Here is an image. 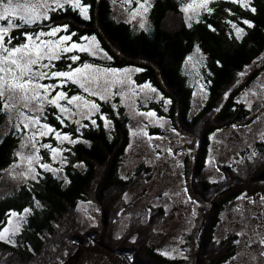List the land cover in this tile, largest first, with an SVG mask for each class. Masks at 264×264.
Returning a JSON list of instances; mask_svg holds the SVG:
<instances>
[{"label": "trees", "instance_id": "16d2710c", "mask_svg": "<svg viewBox=\"0 0 264 264\" xmlns=\"http://www.w3.org/2000/svg\"><path fill=\"white\" fill-rule=\"evenodd\" d=\"M183 1L153 0L150 30H135L129 22L116 20L113 0H84L90 5L88 20L69 8L52 14L45 25H68L70 31L77 32V37L94 36L111 57L109 66L140 69V82L148 81L171 100L169 117L178 130L191 138V147H197L195 159L189 157L186 164L190 194L201 206L198 225L184 245L186 255L169 258L156 251L154 227L164 217L162 210L161 216L157 215V219L152 216L146 225L134 223L122 236L115 235L116 222L126 206L124 195L133 184L121 175L130 132L125 109L121 106L115 109L113 104L98 100L101 111L112 122L113 131L109 132L98 121V126L89 124L81 133L72 124L61 126L51 116L54 127L81 138L66 167L67 183L44 173L38 181L23 185L0 201V229L6 227L12 213L38 205L15 245L0 241V264H91L96 257L106 258L110 264H224L235 255L236 238L227 237L219 242L214 231L221 212L238 196L264 193V143L260 144L255 160L246 162L242 171L224 167L222 182L200 178L208 156L209 136L250 115L237 97L264 69L263 63L240 84L241 73L258 66L264 56V0H253L256 13L230 0H216L213 11L192 25L184 17ZM243 20L251 21L255 27L249 28ZM232 24L243 27L245 33L237 37ZM40 27L26 26L24 31H37ZM196 48L207 57L211 75L209 97L204 107L192 115L193 90L182 69ZM85 60L86 57H81L79 62ZM57 63L65 68L70 62L61 59ZM69 88L71 95L80 91L74 85ZM52 112L57 114L55 110ZM4 122L5 115H0V181L15 159L19 142L14 134L3 133ZM81 201H93L99 208L98 226L86 232L80 230L76 219Z\"/></svg>", "mask_w": 264, "mask_h": 264}, {"label": "rangeland", "instance_id": "374dc122", "mask_svg": "<svg viewBox=\"0 0 264 264\" xmlns=\"http://www.w3.org/2000/svg\"><path fill=\"white\" fill-rule=\"evenodd\" d=\"M215 1L216 0H213V3ZM81 2L85 4L84 0H81ZM140 3H144V0H140ZM189 3H193V0H184L182 8ZM213 3H211L209 7L212 8ZM146 6L148 7V11L145 13L142 8H139V4L136 0H133L131 4H128L126 0H113V17L118 21L129 22L135 30H150L152 28L150 13L153 7V0H148V5ZM67 9L69 8L66 6L64 10ZM137 9H139V11L134 15ZM58 11L59 10L50 12V17L52 14L58 13ZM75 11L79 14V10ZM205 13L208 12L200 10L196 4H194L193 10H189L188 12L184 11V17L188 23L192 25L198 22ZM189 17H191V19ZM171 21L174 23V18H172ZM141 24H143L144 27H141ZM232 30L236 34V30L233 27ZM21 31H24V29L14 30L12 34L14 36H20ZM69 32L75 31H70L69 29ZM75 33L77 34V32ZM64 34L66 33H60V35ZM77 35L73 37L74 41L91 46L97 53L95 57L86 53H80L82 58H87V60L83 62H89L101 68H112L108 65L109 59L106 58L108 55L101 48L97 39H95V41L91 39L82 40L79 38L91 37L81 34L77 37ZM20 39H22V37H20ZM19 42L20 40L15 41V43ZM72 54L77 53H70L69 55ZM64 61H67V59H64ZM263 61L264 56L259 60L258 66L246 70L241 76L240 84H244L249 77L250 71L262 66L264 63ZM55 63L59 70H66L69 64L66 63L65 68H61L57 62ZM77 64H80V62L78 61ZM75 66L77 65H73V67ZM125 69L128 71H123ZM136 69L138 68H122L120 69L122 71L116 74L117 77L130 78V82H135L131 85V87L137 89V96L134 104L130 105V102L120 95H112L107 101L91 97V99L96 100V102L98 100L109 102L113 104L115 109L120 106L123 107L128 118L130 142L122 159L121 175L123 178L131 180L133 184L131 189L124 195L126 206L118 217L114 231L117 237L122 236L134 223L146 225L152 216H154V219H157L159 217L157 215H160V210H162L164 212V217H160L159 222L155 224L154 229L157 232V237L153 245L156 251L161 254L168 252V255L163 254L166 257L181 258L186 255L184 245L188 242L187 236L193 233L198 225L201 206L190 194L189 176L186 164V160H188L189 157H194V155H196L197 147L195 145H193L194 148L191 147V138L178 130L169 117L168 113L172 106V102L166 104L165 100H171L166 98L160 90L148 81L140 82L138 77L141 70L136 71ZM182 72L186 77L188 86L193 90L191 114L194 115L204 107L209 97L208 87L211 75L208 68V59L199 48H196L186 59ZM44 82L50 83L54 81ZM144 84H150L157 92L153 93L150 89H140L138 87ZM71 86L73 85L69 84L68 89H70L69 87ZM59 90L60 89H57V91ZM113 91H115V89ZM124 91H127V89H124ZM53 95H55V93H53ZM161 97H163V99H161ZM237 102L242 103L249 111L250 115L242 122L216 131L209 136L210 145L205 168L200 178L201 180L212 183L222 182L225 178L224 167L242 171L246 162H253L255 157L258 156L260 152L259 146L261 143H264V139H261V133H264V69L255 80L244 87L237 97ZM153 105H156L157 108ZM53 110L57 111L51 106L47 108V123L49 124H51V116L55 117L52 112ZM150 111H154L156 116L147 117L141 115V113ZM160 111L166 114H161ZM101 113L110 121L109 126L105 127V121L100 118ZM92 118L96 119L97 125L99 124L98 121H101L109 132L113 131L112 122L109 117L101 111V107L99 108V112ZM77 119H79V117H77ZM14 123L15 121L9 120L5 116L3 133L5 135L14 134L18 137L19 142L15 152V159L13 163L4 170L0 181V201L13 195L23 185L38 181L40 177H43L44 173H51L66 184L68 181L66 167L69 165L70 155L73 152L72 149L77 143L69 144L65 141L61 144L52 136L43 138L42 143H52L54 147L71 149V151L58 153L56 158L53 159L48 149L40 148L39 155L43 157L40 162L50 164L53 169H60V171H46L40 169L37 164H34L33 166L36 167L37 171L40 173L36 180L30 177L17 178V173L28 167L27 162H22L17 153L29 155L34 154V152L31 147H24L26 133H17L13 127ZM66 124L74 125L76 128H79L81 133L85 129L80 128L79 125L73 123L71 120L66 121ZM81 124H87L89 127L90 122L86 119H82ZM145 125H147V127H145ZM142 129L146 131L149 136L154 137L151 142H148L147 137L137 135ZM173 129H175V131H173ZM177 133L179 135H177ZM155 137H161V139H155ZM72 138H79L81 141L80 137H73L72 135ZM167 148L172 149L171 154L165 151ZM253 152L256 153L255 156L251 155ZM194 159L195 157L193 160ZM14 166L16 167L13 171ZM217 169L219 170L217 171ZM184 188H187L186 193L183 191ZM165 193H168V195H164ZM261 196H264V193H259L255 196L246 195L244 200H238L237 197L228 204L223 212H221L220 222L214 231V238L220 242L227 237L230 238L233 236L236 238L234 241H240L239 244L235 243V255L224 264H264V256L260 255L261 251H264V246H261L258 242L250 245L245 244L248 237L252 236V232L248 231L247 236L237 235V233L242 230L241 224L239 223L242 217L236 209L238 207L242 208L245 217H247L249 213L254 214L252 220L249 222L250 225L259 224L260 220L258 217L260 213L264 211V206H261L259 203ZM189 197H191V200L188 199ZM249 198L256 201V203L251 204ZM192 201L196 203H192ZM36 208H38L37 204H35L33 208H27L22 213H12L9 219L12 223H7L6 227L10 229L18 228V231H16L13 236L15 242L18 234ZM76 210V219L82 232H86L92 227L98 226L99 208L96 203L93 201H81L77 205ZM193 212H195V215H193ZM181 252L183 255H180ZM253 257H255V259H253ZM91 264L110 263L106 258L96 257Z\"/></svg>", "mask_w": 264, "mask_h": 264}, {"label": "snow or ice", "instance_id": "6c2138e0", "mask_svg": "<svg viewBox=\"0 0 264 264\" xmlns=\"http://www.w3.org/2000/svg\"><path fill=\"white\" fill-rule=\"evenodd\" d=\"M126 2L131 4L133 0H126ZM136 2L145 13L148 11L146 6L148 0H144V3H140V0H136ZM231 2L250 9L252 13L257 11L256 7L252 6V0H231ZM211 3L213 0H193V3L186 4L182 10L185 12L193 10V5L196 4L200 10L211 13L213 11L209 7ZM66 6L72 10H79V14L85 20L90 19V5L83 4L81 0H0V115H5L9 120L15 121L13 124L15 131L26 133L24 147H31L34 152L29 155L17 153L21 161H26L28 165L25 170L17 173V178L30 177L36 180L40 173L33 166L34 164L46 171H60V169H53L50 164L40 162L43 159L39 155L40 148L48 149L53 159L58 153L71 151V149L54 147L52 143H42L43 138L52 136L61 144L65 141L69 144L80 142L79 138L73 139L70 133H65L47 123L46 112L49 106L57 110L55 119L61 126L66 127V121L71 120L80 128H86L88 125L81 124L82 119L88 120L93 126H98L96 119L92 117L99 112L100 105L91 97L107 101L112 95H120L132 105L137 96V89L131 87L135 83L134 81L130 82V78L116 76L122 70L109 67L101 68L89 62L77 64L78 61H81L80 53H86L93 57L97 53L91 46L74 41L73 37L77 34L69 32L68 25H45V21L51 20L50 12L64 10ZM138 11L139 9L134 12V15ZM189 18L191 19V17ZM243 24L249 28L255 27L249 20H243ZM33 25L41 27L37 31H21L20 36L12 34L14 30H22L26 26ZM45 26L47 27L46 31L44 30ZM141 27L144 25L141 24ZM209 27L211 26L209 25ZM232 27L236 30L237 37L245 33L243 27H238L236 24H232ZM62 32L66 34L60 35ZM79 39L95 41L96 38L93 36L91 38L80 37ZM17 40L20 42L15 43ZM70 53L77 54L69 55ZM106 58L111 59V57ZM61 59L70 61L66 70L57 68L55 62ZM73 65L77 66L73 67ZM136 71H140V69H136ZM44 81L54 82L45 83ZM69 84L76 85L80 91L70 95ZM138 87L150 89L153 93L157 92L150 84ZM57 89L60 90L57 91ZM114 89L115 91H113ZM165 103H171V101L165 100ZM141 115L155 117L156 113L150 111L141 113ZM100 118L105 121V127L109 126L110 121L102 113ZM77 132H79V128H77ZM137 135L147 137L148 142L154 139L143 129ZM177 135L179 134L177 133ZM155 139H161V137H155ZM261 139H264V133H261ZM165 151L172 153L171 148H167ZM251 155L255 156L256 153L253 152ZM183 191L186 193L187 188H184ZM164 195H168V193ZM246 195L242 194L237 199L244 200ZM188 199L191 200V197ZM249 199L251 204L256 203L251 198ZM192 203L196 202L192 201ZM259 203L264 206V196H261ZM236 211L242 217L239 221L242 230L237 235L247 236L248 231H251L252 236L248 237L245 244L250 245L258 242L264 246V211L260 213L258 217L260 223L257 225L249 223L254 214L249 213L245 217L244 210L240 207ZM6 223L11 224L12 221L9 220ZM16 231L18 228L4 227L0 229V241L15 245L13 236ZM234 243L239 244L240 241L236 240ZM162 254L168 255L169 253ZM180 255L183 253L181 252ZM260 255L264 256V251H261Z\"/></svg>", "mask_w": 264, "mask_h": 264}]
</instances>
